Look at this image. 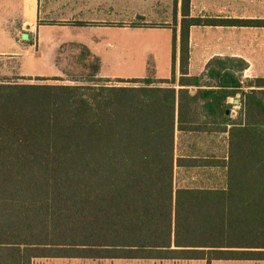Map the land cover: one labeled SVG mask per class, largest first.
<instances>
[{"label": "trees", "instance_id": "trees-1", "mask_svg": "<svg viewBox=\"0 0 264 264\" xmlns=\"http://www.w3.org/2000/svg\"><path fill=\"white\" fill-rule=\"evenodd\" d=\"M190 5L182 0L170 79L118 80L134 84L126 86L0 78V264L264 260V78L246 91L248 64L238 58L212 59L205 81L188 72L192 25L264 20L192 18ZM237 94L242 108L233 118L227 99ZM177 129L227 133L224 188L176 187V165L212 162L176 158Z\"/></svg>", "mask_w": 264, "mask_h": 264}, {"label": "crops", "instance_id": "crops-1", "mask_svg": "<svg viewBox=\"0 0 264 264\" xmlns=\"http://www.w3.org/2000/svg\"><path fill=\"white\" fill-rule=\"evenodd\" d=\"M190 16L202 19L264 20V0H191ZM182 18V0H0V55H52L62 53L63 49L93 48L94 44L98 45L96 40L99 39V34L106 36L107 32H115L116 35L118 32H141L146 31L145 28L149 24L170 28L173 31V36L175 30L179 41ZM151 29L153 28L149 27L147 30ZM66 53L79 54L82 52L69 51ZM87 53L100 54L96 51H88ZM177 53L179 56V48ZM214 58H238L245 61L248 66L241 73V82L246 91L255 88L249 85H255L254 82L258 78H264V26L251 24L235 26L192 25L190 28L189 76L202 78V81L207 80L208 65ZM171 76L172 58L169 73L159 76V78L170 79ZM179 78L178 57L176 64L177 82ZM190 88L192 93L197 90V87ZM199 101L204 103L203 99H199ZM241 108L240 94L227 99L226 114L228 116L237 117ZM197 111L201 116L206 114L201 107ZM179 134L181 136L216 135L222 139V142L218 145L215 143L212 153L208 155L200 156L196 153L178 155ZM227 138V133L219 131L177 129L175 137L176 158L209 159L212 162L210 165L198 163L197 166L190 167L176 165L175 179L177 169L190 170L199 167H211L213 185L198 187L224 188L227 179L226 167L223 162L228 159L229 151ZM36 259H47V257ZM65 259L93 258L65 257ZM111 259L151 260L156 264L166 262L208 264L206 260ZM255 261L257 264H264V260Z\"/></svg>", "mask_w": 264, "mask_h": 264}, {"label": "rangeland", "instance_id": "rangeland-1", "mask_svg": "<svg viewBox=\"0 0 264 264\" xmlns=\"http://www.w3.org/2000/svg\"><path fill=\"white\" fill-rule=\"evenodd\" d=\"M174 26V24H173ZM149 27L153 28L147 30ZM141 32H107L99 34L92 48L63 49L52 55H0V78L18 82L52 84H114L134 85L133 78H159L169 73L173 31L149 24ZM110 33V34H108ZM62 50V49H61ZM80 51L82 53H66ZM96 51L100 54H90ZM171 75V74H170ZM169 75V76H170ZM43 78V79H38ZM110 80V81H107ZM222 139L216 135H178L177 154H210L215 143ZM211 167L176 170V187L213 185ZM166 262V261H164ZM151 260L114 259H35L33 264H154ZM162 263V262H161ZM156 264V263H155ZM163 264H173L172 262ZM190 264V263H186ZM191 264H204L201 262ZM212 264H257L256 261H214Z\"/></svg>", "mask_w": 264, "mask_h": 264}]
</instances>
